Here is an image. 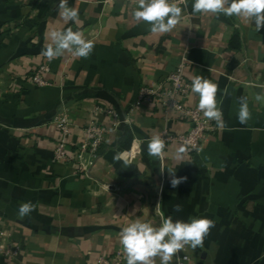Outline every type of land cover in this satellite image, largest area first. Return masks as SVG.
Segmentation results:
<instances>
[{"label":"crops","instance_id":"obj_1","mask_svg":"<svg viewBox=\"0 0 264 264\" xmlns=\"http://www.w3.org/2000/svg\"><path fill=\"white\" fill-rule=\"evenodd\" d=\"M57 4L0 0V201L16 212L21 203L34 205L21 220L0 216V264H97L122 251L123 226L137 218L158 226L160 214L214 221L203 247H190L189 264H264V104L256 99L264 90V29L250 19L193 14L192 0L164 34L133 18L137 0H69L78 24L65 22ZM68 27L93 42L92 53L42 56L49 33ZM235 35L239 48L231 46ZM183 59L190 84L194 76L218 84L224 127L197 153L166 143L161 156H150L153 136L181 135L192 126L153 100L139 102V93L166 84ZM43 64L50 66L47 87L30 81ZM241 96L251 114L246 124L237 119ZM197 103L190 93L186 106L198 110ZM105 107L119 114V127L99 111ZM62 113L72 122L70 152L90 121L109 130L100 156H83L84 171L54 160L53 120ZM125 127L132 135L127 150L120 146ZM117 149L121 158L111 160ZM173 175L186 179L173 188Z\"/></svg>","mask_w":264,"mask_h":264},{"label":"clouds","instance_id":"obj_2","mask_svg":"<svg viewBox=\"0 0 264 264\" xmlns=\"http://www.w3.org/2000/svg\"><path fill=\"white\" fill-rule=\"evenodd\" d=\"M193 14H223L227 17L245 18L254 21L257 31L264 29V0H192ZM58 15L65 22L79 23V10L75 6H69V0H58ZM131 15L137 21H143L149 26L153 34L171 32L182 19V8L172 0H137V6ZM51 43L41 50V55L48 60L61 56L65 50L74 57L87 58L93 51V42L86 39L82 32L74 31L71 27L63 31L53 30L49 33ZM191 93L198 95L197 109L209 121H215L217 127H224L223 113L218 106V84L202 76H194L190 85ZM228 89L222 90V95H227ZM256 99L264 104V90L260 91ZM239 109L237 119L240 124H246L250 119V110L246 96L238 98ZM164 144L159 136H153L147 144L150 156L162 155ZM118 153L115 159H120ZM124 164L129 161L124 159ZM162 170V169H161ZM163 171V170H162ZM169 171V170H168ZM170 174L174 172L169 171ZM185 177L173 175L170 183L177 187ZM160 204L155 210L160 213ZM34 210V205L24 202L19 205L17 216L21 219L28 216ZM182 205L174 206V212H180ZM214 221L206 216L190 217L188 220H174L173 216L165 217L160 214V223L154 226L151 221L137 218L123 226L119 233V242L125 255L126 264H155L156 257L160 264H170L173 257L190 246L193 250L202 248L205 237ZM179 260L180 258L176 256Z\"/></svg>","mask_w":264,"mask_h":264},{"label":"built area","instance_id":"obj_3","mask_svg":"<svg viewBox=\"0 0 264 264\" xmlns=\"http://www.w3.org/2000/svg\"><path fill=\"white\" fill-rule=\"evenodd\" d=\"M18 3H30L35 0H14ZM181 8L187 9L190 0H172ZM188 63L183 59L171 74L166 79V84L157 87H144L139 93L138 101L153 100L159 104L166 113L173 112L179 118L192 127L191 129L181 135H172L166 133L162 138L163 144L177 143L188 149L191 152H199L209 135L213 134L221 127H217L215 121L207 120L203 113L199 110L191 109L186 106V100L189 97L190 83L185 78V71ZM50 73V66L43 64L32 72L30 81L39 87L49 86V81L46 78ZM100 112L108 115L112 120V126L117 128L122 121L119 114L110 108H101ZM53 124L59 132L54 150V160L58 162L75 163L80 171L85 170L82 158L88 155L92 159L100 156V151L105 143L108 128L95 121H90L84 128V141L78 146L76 151L70 152L69 138L71 137L72 122L67 113L57 115ZM1 248V247H0ZM189 250L190 246H185L183 250L178 252L175 256L174 264H189ZM123 251H118L117 254L111 258L100 257L97 264H123Z\"/></svg>","mask_w":264,"mask_h":264},{"label":"water","instance_id":"obj_4","mask_svg":"<svg viewBox=\"0 0 264 264\" xmlns=\"http://www.w3.org/2000/svg\"><path fill=\"white\" fill-rule=\"evenodd\" d=\"M123 151L121 149H117L115 151H111L109 153L111 160L115 159L116 155L118 153H122ZM17 212L11 208L9 205L4 204L0 201V216L9 220V221H17L21 220L16 214Z\"/></svg>","mask_w":264,"mask_h":264},{"label":"trees","instance_id":"obj_5","mask_svg":"<svg viewBox=\"0 0 264 264\" xmlns=\"http://www.w3.org/2000/svg\"><path fill=\"white\" fill-rule=\"evenodd\" d=\"M231 46L234 47V48H239L240 44H239L238 35H235L232 38ZM123 132H124V135L121 138L120 146H121L122 149L127 150V149H129L130 144L132 142V135H131V131H130V129L128 127L123 128Z\"/></svg>","mask_w":264,"mask_h":264}]
</instances>
